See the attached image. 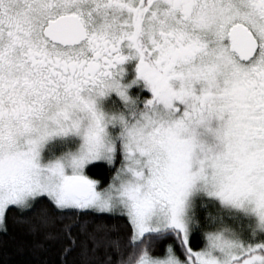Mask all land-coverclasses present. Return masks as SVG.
<instances>
[{
  "label": "snow or ice",
  "instance_id": "6c2138e0",
  "mask_svg": "<svg viewBox=\"0 0 264 264\" xmlns=\"http://www.w3.org/2000/svg\"><path fill=\"white\" fill-rule=\"evenodd\" d=\"M10 212L79 264H264V0H0Z\"/></svg>",
  "mask_w": 264,
  "mask_h": 264
},
{
  "label": "trees",
  "instance_id": "16d2710c",
  "mask_svg": "<svg viewBox=\"0 0 264 264\" xmlns=\"http://www.w3.org/2000/svg\"><path fill=\"white\" fill-rule=\"evenodd\" d=\"M90 175L107 183L111 172L107 167H101L94 169ZM8 228L6 235L0 233V264H79L80 258L76 249L69 251L66 256L63 254L65 241L46 240L43 241V247L35 248L34 242L42 240V237H33L23 231L22 227L13 221L11 212Z\"/></svg>",
  "mask_w": 264,
  "mask_h": 264
}]
</instances>
